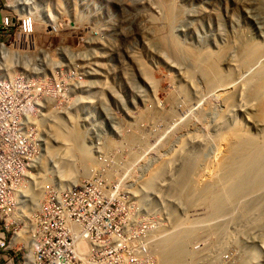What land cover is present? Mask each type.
Masks as SVG:
<instances>
[{"label":"rangeland","instance_id":"374dc122","mask_svg":"<svg viewBox=\"0 0 264 264\" xmlns=\"http://www.w3.org/2000/svg\"><path fill=\"white\" fill-rule=\"evenodd\" d=\"M2 7L15 20L35 18L31 45L0 59V68L13 75L18 63L46 87L54 76L44 80L35 72L63 70L66 82L62 100L45 89L48 103L57 104L47 106L51 122L43 112L39 117L42 138L35 133L32 139L40 164L29 172L38 177L47 170L53 177L39 196L62 195L60 203H68L80 188L92 229L107 222L100 213L108 205L111 227L137 222L154 244L179 227L196 226L188 244L196 257L189 264H264V186L211 214L209 199L179 203L170 196L185 157L198 152L201 176L194 168L187 179L198 192L225 162L230 128L258 135L264 127V102L247 87L264 74V0H0ZM60 118L92 156L83 176L59 172L52 127ZM152 246L146 255L160 264Z\"/></svg>","mask_w":264,"mask_h":264},{"label":"bare ground","instance_id":"6f19581e","mask_svg":"<svg viewBox=\"0 0 264 264\" xmlns=\"http://www.w3.org/2000/svg\"><path fill=\"white\" fill-rule=\"evenodd\" d=\"M31 15L22 16V17H30L31 27L25 26L24 29L22 27H16L18 32L26 31V32L31 33L33 31L32 18H35V17L31 18ZM8 26H10V24H8ZM9 53H10L9 50L5 51V50L0 49V59L6 58L7 54ZM243 59L244 57L242 58L241 56V60ZM56 71H60V70H56ZM6 76H10V80H5ZM17 78H18V75H12V72L10 71L9 73L8 72L6 73L4 71V68H0V88H11V86H18V80H16ZM217 78L218 77L213 78L214 83L218 81L219 78L218 79ZM27 79H29L28 73H27ZM38 82H42V81L40 80ZM38 82L36 80L22 81L23 89H18V96H25V91H33L36 87V84H37V87H46L45 83H38ZM247 87H249L248 89L249 95L257 96L258 101L264 102V74L263 73L258 75L256 80L255 78H253V80H251L250 83H247ZM42 99L44 100V102L48 103V100L46 98L45 89H38V90L33 91V93L30 95V101L26 103V109L20 112L15 120L11 121V128L13 130L14 138L24 137L25 126L26 124H28V122L33 121V118L36 120V124L43 123L42 120H40L39 118L42 114V111H37L40 108V102L42 101ZM38 112L40 113V115L38 114ZM43 117L44 116H42V118ZM53 122H56V123H53L54 127L52 128L54 129V133L59 138V142H60L59 146L54 148L56 151L58 150V152L60 153V156H59L60 163L58 162L60 164L59 172H63L66 178H69L72 172H75L77 176L78 175L83 176L84 174L87 173V171H89L87 170V168H89L88 165L93 162L91 161L92 156H90L89 151L86 150L85 147H83L82 142L77 139L76 133L75 131H73L70 125L66 124L61 118L60 120L58 121L54 120ZM38 124H37V127H38ZM260 132L261 133L258 135H252V134H249L243 131H239V127L237 125L230 128L229 136H231L230 138L231 140L229 144H227L228 152H227V155L223 154L225 155V162H223V164L221 163L220 171L218 170L219 172H217L214 176H211L213 177L212 181H210L211 178L209 179L206 178L207 180H209V182L207 181L206 183V180L204 179L205 181L202 187L199 186L200 190L198 192H194L195 189H193L197 187L198 184L197 185L195 184L196 185L195 187H189L188 182H187L190 180V173H191L190 171L195 170L196 169L195 164L199 162L200 158L198 157V152L192 153L189 156L185 155L187 157H185L186 161H183L185 162V164L184 163L183 164L184 166H186V168H184L183 165L182 167L179 168L178 174H177V180L176 179L175 181L173 180L174 185L172 186V191H171L172 193L170 196H173V198H175L177 202H179L180 200L186 201V200L191 199L190 202L194 204L197 201H200V203L201 202L206 203L209 199L210 201L209 212L211 214V213L218 212L221 209L222 210L225 209L227 205L230 202H232V200L236 199V196L238 197L241 194L245 195L247 192L263 187L264 186V127L261 129ZM217 134L222 135V132L217 133ZM34 135L35 133H28V139H27L28 156H24L21 159V166L15 170L16 181L6 182V184L4 185V204L10 205V220L13 222L14 227H15L13 230V233H6L5 245H13L14 240H15V246H23L22 236H28V218L32 217L31 216L33 213L32 209H35L37 207V209L34 210L35 215L33 214L32 218H37L38 215H45L48 211L49 197L44 199L47 196L46 195L45 197L42 198L41 196H39L40 192L38 190L40 188H44L46 185L53 184L52 173L45 170V174L40 173L37 177L36 174H33V171L35 172L36 170L33 169L31 171L32 175L29 172L30 169L36 163V161H39V160H36L39 153L35 152L36 150L35 144L33 145V142L35 141H32V139H34ZM226 135L228 136V134ZM217 136L220 137V135H217ZM201 145H202V142H201ZM205 145L206 144H204V146ZM179 150H182V147L181 149L179 148ZM224 151L226 152V149ZM42 155L39 156V159ZM221 156L222 154L220 155V157ZM197 157H198V161H197ZM38 163L40 164V161L37 162L36 168L39 165ZM90 167L92 166L90 165ZM200 168H197V169H200ZM201 170L200 172L199 170L197 171L198 173L197 175H196V172L193 171V173L195 174V177L197 176L199 177ZM50 174L51 176H49ZM188 178L189 180H187ZM191 178H192V175H191ZM193 179L194 178H192V182H193ZM150 180L152 179H149V181H147L148 183L146 182L144 187L149 188V186L151 185ZM65 183L66 185L65 184L64 185L68 187L67 182ZM196 190H198V187ZM56 194H57V191H56ZM38 198L40 199L37 204ZM61 198H62V195L60 196V199ZM254 204L252 205V207L254 206ZM243 205L245 204L243 203ZM243 208L240 213L241 215H243L242 213L246 211ZM29 212L31 214H28ZM172 213L173 215H176L175 209L172 210ZM175 219H178V217ZM126 221L129 222V219H126ZM146 223H142L144 227H147L146 225H144ZM137 224L139 223H135V225H133L134 227V228L132 227L133 229L132 228L126 229L129 226L128 224H127L128 226L126 225L127 226L126 228L120 225L119 226L120 233H124L125 235H127L129 232H131V230L135 231V229L138 228V231H140L141 239L137 241H144L145 233L148 232L149 229H145L141 225L138 226ZM46 230H47L46 220H43V221L37 220V222L34 223L33 236L35 238H34V243L32 244V255H39L40 247L46 244ZM196 231H198L196 226L186 225L184 227H179L173 230L172 233L168 232V234H165L164 236H160L158 240H156V244H154L155 238H153L152 249H153V252L156 253L155 256H156L158 263L160 264H189L190 259L196 257V255L193 253L194 251L192 252L190 249H188V244L190 243L195 233H197ZM36 247L38 248L36 249ZM203 259L205 260L206 258L204 257Z\"/></svg>","mask_w":264,"mask_h":264},{"label":"built area","instance_id":"2783aa9c","mask_svg":"<svg viewBox=\"0 0 264 264\" xmlns=\"http://www.w3.org/2000/svg\"><path fill=\"white\" fill-rule=\"evenodd\" d=\"M3 15L0 26L4 40L0 41V49L11 53L23 44L27 46L31 33L18 32L16 27H31L30 17H17ZM10 24V26H8ZM22 34L20 40L19 35ZM11 39L9 44L6 38ZM8 40V39H7ZM63 70L44 73V70L35 72V77H53L54 85L36 87L48 89L58 95L62 100L65 93L66 82L62 77ZM13 75H18V86L0 88V264H156L154 259L146 255L147 246L152 243L149 236L144 241H137V234L125 235L120 233L119 226H110L109 220L112 209L106 205L101 210L107 222L98 228H91L90 219H87L83 208V199L76 189L68 196V203H60L61 195H51L48 202V211L37 218H28V236H22L23 246L5 245L6 233H13L14 224L10 220V205L4 204V185L6 182H15V170L21 166V159L28 156V133L42 136L41 127L36 126V120L28 122L25 126V135L14 138L11 121L15 120L20 112L26 109L33 91H25V96H18V89L22 88V81L27 79V72L22 68H13ZM5 80H10L6 76ZM57 103H46L42 99L40 108L46 120L50 121L47 106ZM99 159V158H98ZM106 165H103V167ZM69 200H73L70 203ZM29 203V202H27ZM110 209V210H108ZM37 220L47 221L46 244L40 247L39 255H32L34 243L33 227ZM137 223V222H135ZM202 264V263H198Z\"/></svg>","mask_w":264,"mask_h":264},{"label":"clouds","instance_id":"9594fccd","mask_svg":"<svg viewBox=\"0 0 264 264\" xmlns=\"http://www.w3.org/2000/svg\"><path fill=\"white\" fill-rule=\"evenodd\" d=\"M3 8V7H2ZM4 11V13H3V15H8V12L4 9L3 10ZM2 15V16H3ZM11 19H13V17L11 16ZM1 20V19H0ZM14 20V19H13ZM30 36H32V35H30ZM30 36H29V38H30ZM2 40H4V36H3V33H2V29H1V26H0V41H2ZM5 41H7V40H5ZM31 45V43H29V46ZM20 52V51H19ZM26 53H28L27 51H25V52H23L22 54L21 53H18V56H22V55H26ZM8 61H9V59H8ZM4 65H5V63H4ZM19 66H20V64H18L17 63V68H19ZM0 263H1V261H0Z\"/></svg>","mask_w":264,"mask_h":264},{"label":"crops","instance_id":"0c3cea01","mask_svg":"<svg viewBox=\"0 0 264 264\" xmlns=\"http://www.w3.org/2000/svg\"><path fill=\"white\" fill-rule=\"evenodd\" d=\"M3 13H4L3 8H0V19H1L2 15H3Z\"/></svg>","mask_w":264,"mask_h":264}]
</instances>
